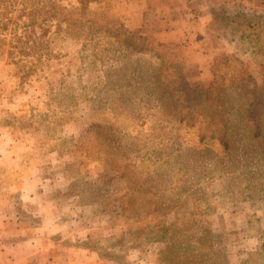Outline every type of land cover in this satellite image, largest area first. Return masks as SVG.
I'll return each instance as SVG.
<instances>
[{"label":"rangeland","instance_id":"374dc122","mask_svg":"<svg viewBox=\"0 0 264 264\" xmlns=\"http://www.w3.org/2000/svg\"><path fill=\"white\" fill-rule=\"evenodd\" d=\"M90 7L147 47L170 43L176 63L64 33L18 84L0 42V245L92 264H264V107L245 117L251 83L264 102V0ZM178 67L193 87L214 82L212 135L174 102Z\"/></svg>","mask_w":264,"mask_h":264},{"label":"trees","instance_id":"16d2710c","mask_svg":"<svg viewBox=\"0 0 264 264\" xmlns=\"http://www.w3.org/2000/svg\"><path fill=\"white\" fill-rule=\"evenodd\" d=\"M98 2L101 0H0V34L4 35L0 42L6 51L8 63L14 67L13 74L18 84L38 77L42 65L52 55V35L64 33L81 38L85 43L93 40L100 43L101 35H106L125 47L140 50L148 48L162 61L170 59L172 65L176 63L172 59L175 54L172 53L170 43L156 42V48L153 45L145 46L141 40L145 41L146 36L126 28L110 7L104 9L100 17L94 16L90 5ZM246 21L248 28H254L250 20ZM135 39L140 45L134 43ZM147 43L153 44L149 39ZM178 68L172 82L176 96L174 102L186 106L189 115L196 113L203 117L212 135L213 130L220 125L217 106L213 103L216 88L214 82L211 80L205 86L193 87L189 85L181 68ZM241 80L245 84L251 83L249 75ZM254 88L251 83V90L248 91L251 99L245 115L252 122H255L257 111L264 107V102L253 96ZM218 139L225 145L223 135H218Z\"/></svg>","mask_w":264,"mask_h":264},{"label":"crops","instance_id":"0c3cea01","mask_svg":"<svg viewBox=\"0 0 264 264\" xmlns=\"http://www.w3.org/2000/svg\"><path fill=\"white\" fill-rule=\"evenodd\" d=\"M91 260L64 251L43 253L31 242L0 245V264H92Z\"/></svg>","mask_w":264,"mask_h":264}]
</instances>
